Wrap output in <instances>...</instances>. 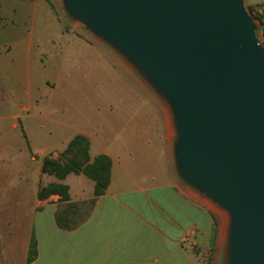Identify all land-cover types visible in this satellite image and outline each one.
Returning <instances> with one entry per match:
<instances>
[{"label": "crops", "instance_id": "crops-1", "mask_svg": "<svg viewBox=\"0 0 264 264\" xmlns=\"http://www.w3.org/2000/svg\"><path fill=\"white\" fill-rule=\"evenodd\" d=\"M250 4L264 6V0H250ZM54 5L52 0H0V80L7 90L0 98L10 99L17 108L0 116V121H10L14 129L9 118L16 117L38 176L47 177L45 185L53 182L66 185L69 195L66 202L58 195L45 200L36 197L30 218L26 223L18 220L14 225L26 230L18 241L17 264H28L32 235L37 255L29 264H208L217 233L213 213L209 204L176 175L170 120L162 108L159 126L150 110L138 108L115 115L108 102L101 115L76 125L65 123L69 129L53 144H45L54 131L34 121L37 118L46 121L52 116L43 106L36 112L34 103L41 98L35 102L32 99L34 39L51 34L60 41L64 38L63 42L77 41L82 46L74 47H81L83 53L109 52L85 36L67 30ZM43 57L41 53L40 60ZM70 60H58L61 64L64 61L62 66L69 71L67 75L59 71V79L50 80L57 88L83 83L81 71L69 64ZM45 80L43 85L48 87ZM26 122L36 123L39 130L45 129L40 136L42 140L38 137L41 144L37 150L26 133ZM77 135L88 139L90 160L104 155L111 161L110 181L100 196H94V183L83 175L70 174L58 181L41 172L43 158L57 159ZM34 154L38 156L36 160ZM66 209L68 218L80 221L69 230L60 228L56 221L57 214Z\"/></svg>", "mask_w": 264, "mask_h": 264}, {"label": "water", "instance_id": "water-1", "mask_svg": "<svg viewBox=\"0 0 264 264\" xmlns=\"http://www.w3.org/2000/svg\"><path fill=\"white\" fill-rule=\"evenodd\" d=\"M167 106L179 180L226 216L221 264H264V46L243 0H61Z\"/></svg>", "mask_w": 264, "mask_h": 264}, {"label": "rangeland", "instance_id": "rangeland-1", "mask_svg": "<svg viewBox=\"0 0 264 264\" xmlns=\"http://www.w3.org/2000/svg\"><path fill=\"white\" fill-rule=\"evenodd\" d=\"M52 1L55 4L54 11L57 17L65 24L67 30H73L75 33L85 36L89 42L102 45L109 52L83 53L81 47H74L82 46L77 41L63 42L65 41L64 38L60 41L59 38L52 37L51 34L42 37L37 36L34 39L36 49L33 52L31 67L32 99L35 102L36 98H41L34 103L36 112L43 106L46 112L52 114L46 121L38 118L34 121L54 131L50 141L46 140L45 144H53L59 139L58 137L63 131L69 129L65 127V123L76 125L80 122H87L96 115H101L102 112H105L104 109L108 102L112 105L111 111L115 115L128 113L138 108L150 110L157 119L159 126L161 122L159 111L162 108L170 120L173 143L174 132L167 106L115 52L86 31L82 24L72 21L65 13L61 0ZM243 2L247 11L250 9L253 15H262L256 11L260 5H251L250 0H243ZM254 23L257 26L256 36L260 39L264 29L260 27L256 19H254ZM41 53L45 57L40 60ZM50 56L56 59L49 58ZM67 58L71 59L68 61L69 64H74L81 71L83 83L76 87L64 84L57 88V85L51 83L50 80L59 79V71L63 75H67L69 69L62 66L64 61L62 64L58 61ZM44 80L48 81L50 90L46 85H43ZM0 94H7L1 80ZM13 104L10 99L0 98V116L3 117L15 112L17 108L15 107L16 104ZM9 119L14 129L11 128L10 121H0V264H12L13 257L14 264H17L20 253L18 241L26 230L25 228L16 229L14 225L17 224L18 220L26 223L27 218H30L31 209L36 201L35 193L38 191L37 189L46 186L47 183V177H39L36 165L29 160L32 156L25 147L26 140L21 134L16 117L13 116ZM113 121L118 122L115 116ZM36 123L26 122L25 129L28 131L26 133H28L29 140L37 150L39 143L41 144L38 137L42 136L45 129L39 130ZM48 155H52V153ZM33 157L35 160L38 158L35 154ZM211 211L217 222V233L207 263L221 264L225 243L226 216L224 218L223 212L212 207Z\"/></svg>", "mask_w": 264, "mask_h": 264}, {"label": "trees", "instance_id": "trees-1", "mask_svg": "<svg viewBox=\"0 0 264 264\" xmlns=\"http://www.w3.org/2000/svg\"><path fill=\"white\" fill-rule=\"evenodd\" d=\"M253 19H256L260 27L264 29V15H253L252 11L248 10ZM25 138V135L23 134ZM89 141L85 136H75L59 155L57 159L45 157L42 160L41 172L43 174L53 176L58 181H63L68 175H83L94 183V196L102 195L110 181L111 161L107 156L100 155L93 160H90ZM52 195H58L62 202L69 201L68 187L60 182H53L44 187H41L37 192L38 200L48 199ZM69 212L62 211L57 214V225L65 230L71 229L80 221L73 222L68 218ZM212 220L216 227L217 222L214 214ZM36 240L32 235L27 251L26 262L31 263L37 255Z\"/></svg>", "mask_w": 264, "mask_h": 264}, {"label": "built area", "instance_id": "built-area-1", "mask_svg": "<svg viewBox=\"0 0 264 264\" xmlns=\"http://www.w3.org/2000/svg\"><path fill=\"white\" fill-rule=\"evenodd\" d=\"M258 14H263L264 13V6H260L256 9ZM261 44L264 46V30L261 32V38L259 39Z\"/></svg>", "mask_w": 264, "mask_h": 264}, {"label": "bare ground", "instance_id": "bare-ground-1", "mask_svg": "<svg viewBox=\"0 0 264 264\" xmlns=\"http://www.w3.org/2000/svg\"><path fill=\"white\" fill-rule=\"evenodd\" d=\"M170 115V114H169ZM168 118V117H167ZM170 118V117H169ZM169 123V122H168ZM170 129V128H169ZM171 132V131H170ZM223 217L225 218V215H223ZM225 221H226V219H225ZM224 228V227H223Z\"/></svg>", "mask_w": 264, "mask_h": 264}]
</instances>
